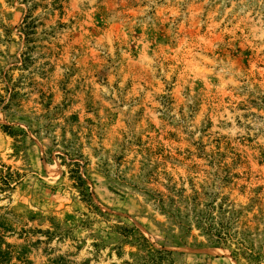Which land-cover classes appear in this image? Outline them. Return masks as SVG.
<instances>
[{"label":"rangeland","instance_id":"1","mask_svg":"<svg viewBox=\"0 0 264 264\" xmlns=\"http://www.w3.org/2000/svg\"><path fill=\"white\" fill-rule=\"evenodd\" d=\"M0 264H264V0H0Z\"/></svg>","mask_w":264,"mask_h":264}]
</instances>
